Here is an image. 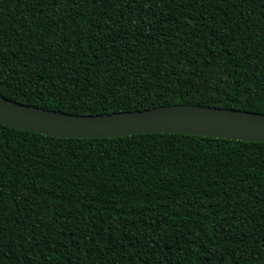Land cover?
<instances>
[{"label": "trees", "instance_id": "1", "mask_svg": "<svg viewBox=\"0 0 264 264\" xmlns=\"http://www.w3.org/2000/svg\"><path fill=\"white\" fill-rule=\"evenodd\" d=\"M0 96L264 113V0H0ZM0 264H264V141L0 123Z\"/></svg>", "mask_w": 264, "mask_h": 264}, {"label": "water", "instance_id": "2", "mask_svg": "<svg viewBox=\"0 0 264 264\" xmlns=\"http://www.w3.org/2000/svg\"><path fill=\"white\" fill-rule=\"evenodd\" d=\"M0 123L63 138L120 137L155 131L264 141V113L196 104L78 115L43 109L0 96Z\"/></svg>", "mask_w": 264, "mask_h": 264}]
</instances>
